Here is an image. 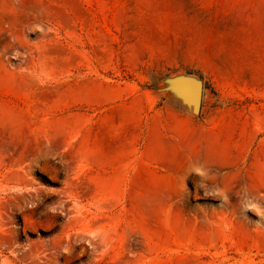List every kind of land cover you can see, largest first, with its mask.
<instances>
[{
    "label": "rangeland",
    "instance_id": "obj_1",
    "mask_svg": "<svg viewBox=\"0 0 264 264\" xmlns=\"http://www.w3.org/2000/svg\"><path fill=\"white\" fill-rule=\"evenodd\" d=\"M41 1L0 15V264H264V0Z\"/></svg>",
    "mask_w": 264,
    "mask_h": 264
},
{
    "label": "water",
    "instance_id": "obj_2",
    "mask_svg": "<svg viewBox=\"0 0 264 264\" xmlns=\"http://www.w3.org/2000/svg\"><path fill=\"white\" fill-rule=\"evenodd\" d=\"M173 91L188 106H191L193 112L197 113L200 107L202 96V83L196 79L188 77H177L173 80Z\"/></svg>",
    "mask_w": 264,
    "mask_h": 264
},
{
    "label": "bare ground",
    "instance_id": "obj_3",
    "mask_svg": "<svg viewBox=\"0 0 264 264\" xmlns=\"http://www.w3.org/2000/svg\"><path fill=\"white\" fill-rule=\"evenodd\" d=\"M41 0H35L34 2H32V4H30V6L27 8H23V7H20V8H11V6L9 5V7H10V9H5V10H3V12L4 11H6V12H4V13H0V15H4L5 17H6V15H8V18L10 19V20H12V21H19L20 19H25V18H28V12L30 11H32L33 12V10L34 9H36V8H39V6H40V4L42 3V1L40 2ZM171 1V0H170ZM170 1H168L169 3H170ZM43 4V3H42ZM9 13V14H8ZM1 17V16H0ZM197 22V21H196ZM195 22V23H196ZM191 24V23H190ZM203 28H204V26H203ZM194 35V34H193ZM198 36V35H197ZM197 36H195V37H197ZM221 37V36H220ZM194 38V37H193ZM197 39V38H196ZM194 40V39H193ZM201 40V39H200ZM221 40V39H220ZM194 43H196L197 42V40H196V42L195 41H193ZM203 42L205 43V41L203 40ZM208 42V41H207ZM207 42H206V45H207ZM228 42V41H227ZM232 42V41H231ZM239 42V41H238ZM194 43H192V41H190V43H188V45L189 46H192V44H194ZM198 44H200V42L198 43ZM201 44H203L202 42H201ZM209 44V43H208ZM213 44V43H212ZM217 44V43H216ZM229 44V43H228ZM219 45V44H218ZM217 45V46H218ZM194 46V45H193ZM195 46H196V44H195ZM198 46V45H197ZM210 46V45H209ZM202 47V46H201ZM206 47V46H205ZM207 47H208V45H207ZM210 50V49H209ZM214 51H216V49L214 50ZM214 55V54H213ZM107 140V139H106ZM173 158V157H172ZM181 160H182V163H185V162H187L188 160H187V157H185V155H181ZM181 163V164H182ZM175 164H177V163H175ZM180 165V164H179ZM183 165V164H182ZM173 166V165H172ZM171 166V167H172ZM181 167V166H180ZM177 168H179V167H172L170 170H174V169H176L177 170ZM180 169V168H179ZM178 169V170H179ZM178 170H177V172H178ZM171 173V172H170ZM176 177V176H175ZM170 179V178H169ZM171 180V179H170Z\"/></svg>",
    "mask_w": 264,
    "mask_h": 264
}]
</instances>
